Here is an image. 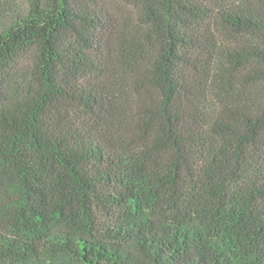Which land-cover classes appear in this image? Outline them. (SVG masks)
Segmentation results:
<instances>
[{
  "label": "trees",
  "instance_id": "1",
  "mask_svg": "<svg viewBox=\"0 0 264 264\" xmlns=\"http://www.w3.org/2000/svg\"><path fill=\"white\" fill-rule=\"evenodd\" d=\"M0 0V264H264V0Z\"/></svg>",
  "mask_w": 264,
  "mask_h": 264
},
{
  "label": "rangeland",
  "instance_id": "2",
  "mask_svg": "<svg viewBox=\"0 0 264 264\" xmlns=\"http://www.w3.org/2000/svg\"><path fill=\"white\" fill-rule=\"evenodd\" d=\"M4 1L16 2L17 4L20 2L23 3V0ZM102 5L103 9L107 11L114 20L121 21L133 17V12L125 0H104Z\"/></svg>",
  "mask_w": 264,
  "mask_h": 264
}]
</instances>
